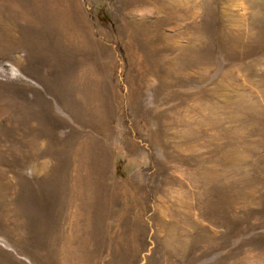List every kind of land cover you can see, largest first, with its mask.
Masks as SVG:
<instances>
[{"label":"rangeland","instance_id":"rangeland-1","mask_svg":"<svg viewBox=\"0 0 264 264\" xmlns=\"http://www.w3.org/2000/svg\"><path fill=\"white\" fill-rule=\"evenodd\" d=\"M0 264H264V0H0Z\"/></svg>","mask_w":264,"mask_h":264},{"label":"bare ground","instance_id":"bare-ground-1","mask_svg":"<svg viewBox=\"0 0 264 264\" xmlns=\"http://www.w3.org/2000/svg\"><path fill=\"white\" fill-rule=\"evenodd\" d=\"M25 20H27V21H33L32 19H29V16H22ZM86 153V152H85ZM85 153H84V146H81L79 149H78V151H76V154H79V156H80V162H81V164H83V162H84V155H85ZM74 163H75V159L74 160H72V169H74ZM79 183V180L77 179V178H74V180H73V182H72V186H71V192H72V195H74V193L75 192H77L76 191V185Z\"/></svg>","mask_w":264,"mask_h":264}]
</instances>
